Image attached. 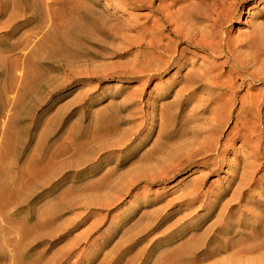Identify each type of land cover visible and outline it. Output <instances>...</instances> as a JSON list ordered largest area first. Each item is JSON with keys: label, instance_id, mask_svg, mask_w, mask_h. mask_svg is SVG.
<instances>
[{"label": "bare ground", "instance_id": "6f19581e", "mask_svg": "<svg viewBox=\"0 0 264 264\" xmlns=\"http://www.w3.org/2000/svg\"><path fill=\"white\" fill-rule=\"evenodd\" d=\"M127 1L149 11L143 23L133 16L130 23L136 34L131 38L120 22L106 20L85 4L67 11L63 2L58 6V0H0V194H27L53 169L46 150L39 149L47 133L33 146V137L26 134L23 123L29 121L33 109L30 100L41 102L44 94L67 80L92 84L86 93L110 74L135 80L137 88L123 105L131 108L121 118L131 128L105 146V156L123 151L133 141H137L133 151L149 142V132L142 136L140 130L147 119L136 115L140 111L134 108L153 81L148 94L159 102L157 117L150 111L159 127L152 146L141 154L143 167L125 181L124 188H118L117 196L88 202L99 209L97 219L50 255V239L63 230L55 222L72 201L42 212L32 227L25 220L15 231L11 223L0 225V262L84 264L88 257L85 264H90L96 258L95 247L106 245L114 235L110 231L95 237L85 253L83 244L99 230L110 206L139 183L170 182L181 173L184 188L166 206H179L184 217L194 216L199 209L206 214L184 227L181 221L161 231L166 221L163 207L148 223L122 238L99 264H120L124 254L144 241L124 264H197L220 256L218 264H264V182L257 176L264 167V21L254 23L247 32L238 28L244 22V11L253 15L255 5L263 0H252L246 10L243 3L249 0ZM35 20L41 22L21 32ZM235 26L238 34L232 35ZM106 42L120 46L108 48ZM88 44L105 51L95 53ZM113 55L132 59L112 66L93 61ZM173 141L176 145L170 147ZM29 150L28 155L36 152L21 163ZM221 171L227 175L222 177ZM212 174L219 176L217 186L205 187ZM216 207L221 212L199 235L175 245L174 240L184 238L186 229H200ZM33 242L46 247L31 257L26 248ZM164 245L171 249L148 262L146 255Z\"/></svg>", "mask_w": 264, "mask_h": 264}, {"label": "rangeland", "instance_id": "374dc122", "mask_svg": "<svg viewBox=\"0 0 264 264\" xmlns=\"http://www.w3.org/2000/svg\"><path fill=\"white\" fill-rule=\"evenodd\" d=\"M117 1L116 5L112 0H58V6L63 2V7L67 11L70 10L71 6H81V8H83V4L90 6L106 20L114 23L120 22L123 31L131 38L132 35L136 34L135 26L130 23L133 16L139 23H143L146 20L145 14L149 11L143 7L131 6L127 0ZM251 3H253L252 0L243 3L245 10ZM255 9L253 15L244 11V22L241 26H238L240 32H247L254 23L264 21L261 17L264 15V0L256 4ZM69 13H67L68 16ZM40 22L41 20H35L29 26L21 28V32L30 31L33 28L32 26H36V23ZM49 26L51 28V25ZM235 28L236 26L231 31L232 35L234 32L238 34V31H234ZM105 44L108 48L120 46L117 43L112 46L111 42ZM87 46L95 53L105 51L97 46L89 44ZM131 59V56L118 57L113 55L107 58H96L93 61L98 65L112 66ZM175 71V69L171 70L165 79H169V75H172ZM56 73L55 71L52 74ZM153 84L154 81L143 93L140 98L141 101L134 108L140 111V114L136 115H141L147 119L143 121L140 130L143 133L142 136L149 132V142L140 147L139 151H133V146L137 145V141H133L126 149L117 151L111 156L104 155L108 151V147L105 148V146L118 139L123 131L131 128L129 124H122L121 118L125 117L131 108L125 105L128 108L126 109L123 105L130 99V93L137 88L138 83L135 80L118 75L111 76L110 74L106 79L100 80L97 88L89 93H86V91L92 84L88 86L84 85L81 80H67L52 88L48 94H44L41 102L34 103L30 100L29 105L33 109L29 121H25L23 125L27 129L26 134L33 137L32 146L43 132L47 133V136L42 138L39 149L46 150V157L48 160L51 159L50 164L53 169L46 178L38 179L27 194H0V225L6 224V226H9L11 223V228L15 231L21 226V222L25 220L26 225L32 227L35 220L40 218L42 212L49 210L51 207L53 209L50 211H53L54 207L72 201L71 206L64 211L61 210L60 217L55 222V224L62 225L60 228L63 230L57 231L50 239L52 244L48 255L66 246L74 236L83 233L97 219L99 214V209L88 205V202H92L94 199L102 201L106 197L109 200V195L117 196L121 192L118 188H124L125 181L132 178L134 172L140 170L144 165L140 157L148 147L152 146L159 127L152 121V113H150V111H153V115H155L153 118L159 114V109L156 108L159 102L154 101L153 97L148 94V90L151 89ZM135 128L136 126H133L131 130H135ZM169 145L172 147L176 143L173 141ZM29 152L30 150L26 152L21 163L28 162V156L36 151L28 155ZM115 163H120V165L115 166ZM225 169L227 168L225 167ZM197 173L188 177L187 180L193 178ZM220 174L222 177L227 175L224 171H221ZM179 175L181 173L176 174L170 182L167 180L164 183H156L152 186H145L143 182L139 183L133 186L128 194L123 195L116 204L110 206L105 219L99 223V230L93 232L88 242L83 244L86 247L85 253L89 251V243L95 237L107 234L110 231L114 232V235L106 245L95 247L96 258L90 264H99L107 255L111 254L113 248L122 241V238H128L136 227L148 223L154 218L156 212H159L163 207H165L163 212L166 213V221L162 225L161 231H165L181 221H184V227L187 223L197 222L200 216L205 215L206 211L199 209L194 216L184 217L179 206L171 204L166 206L168 200L176 197L184 188V185H181L183 179L179 180L182 176ZM257 176H261L262 178L259 181L264 182V167L258 172ZM218 178L219 176L216 174L210 175L205 187L210 186L212 183L217 186ZM222 181L221 179L219 183ZM9 185H12L11 182H9ZM259 191L257 189L256 194ZM247 193L243 194V198H246L250 193L252 195L254 192ZM20 195L22 196L21 199L19 198ZM229 196L230 193L226 194L224 198H229ZM143 197H147L148 201L144 202ZM242 203H245V201L243 200ZM89 208L91 210L88 211ZM219 208L216 207L208 213L203 225L197 231L186 229L185 239L174 240L175 245H180L193 236L199 235L205 226L221 212ZM59 233H62V236L56 238ZM144 244L145 241L138 244L131 252L124 254L120 264H124L125 260L131 258L138 248H142ZM164 246L166 247L149 252L146 255L148 262L158 259L165 251L164 249H171L169 245ZM45 247L46 244L36 245L33 242L26 248L27 255L33 257L36 255L35 253L45 249ZM220 257L204 260V262L197 264H218L221 261ZM86 258L88 257H85L84 264L87 262ZM4 261L2 260L0 264Z\"/></svg>", "mask_w": 264, "mask_h": 264}]
</instances>
